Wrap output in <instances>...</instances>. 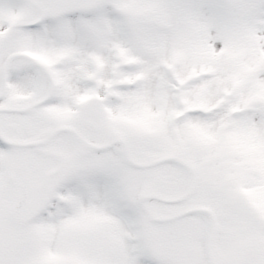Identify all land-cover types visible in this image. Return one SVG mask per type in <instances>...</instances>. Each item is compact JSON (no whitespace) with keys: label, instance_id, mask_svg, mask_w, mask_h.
<instances>
[{"label":"snow or ice","instance_id":"obj_1","mask_svg":"<svg viewBox=\"0 0 264 264\" xmlns=\"http://www.w3.org/2000/svg\"><path fill=\"white\" fill-rule=\"evenodd\" d=\"M0 264H264V0H0Z\"/></svg>","mask_w":264,"mask_h":264}]
</instances>
